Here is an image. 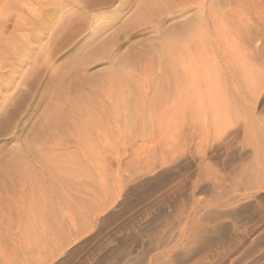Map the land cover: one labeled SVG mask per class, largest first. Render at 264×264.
Instances as JSON below:
<instances>
[{
    "label": "rangeland",
    "instance_id": "374dc122",
    "mask_svg": "<svg viewBox=\"0 0 264 264\" xmlns=\"http://www.w3.org/2000/svg\"><path fill=\"white\" fill-rule=\"evenodd\" d=\"M208 2L211 65L171 70L195 9L0 0V264H264V0Z\"/></svg>",
    "mask_w": 264,
    "mask_h": 264
},
{
    "label": "bare ground",
    "instance_id": "6f19581e",
    "mask_svg": "<svg viewBox=\"0 0 264 264\" xmlns=\"http://www.w3.org/2000/svg\"><path fill=\"white\" fill-rule=\"evenodd\" d=\"M61 1V0H60ZM141 1V0H140ZM126 3V1H124ZM147 2V0H146ZM137 3H140V2H137ZM143 3H144V0H143ZM142 3V4H143ZM62 4V3H61ZM60 5V4H59ZM67 5V4H66ZM65 5V6H66ZM124 3L122 2V5L123 6ZM64 6V7H65ZM140 6H143L144 7V10L145 9H151V14L149 15V17H144L142 16L141 14V11L143 12L142 10V7L140 8ZM136 5V8H134L133 10L135 11L134 12V15H138V16H142L141 17V20L143 22H148L149 24H151L153 26L154 29H159V25L161 24L160 21H162L163 19L169 17L170 14H172L173 12H175L174 14L178 15L177 17H179L180 19H182L183 21L187 18V14L188 11L192 10V9H195L196 12L198 14H200L199 16H195L194 18H188L186 22L182 24H180V21H179V24L178 26L182 25L180 27V29L177 31H175V33L169 31V33L167 34H170L171 32V36H168L166 34L165 36V33L163 35V38L164 39V42L167 41V43H164L166 45H162L163 46V49L162 47L159 48L161 49V51H165L163 53H165V56H168L167 58H165L166 60V65L170 66L171 67V70L172 68H179V69H187V68H192V67H197V66H201L202 68L205 66V67H209L211 64H207V60L206 58L204 57L206 55V53L208 51H211L212 47H216L217 46V40H218V32L217 31V35L214 34L216 33V28H217V25H216V22L214 19H212V33L210 32V30L207 28V26L205 25L204 23V17H205V9L209 10L210 9V3L208 2V0H150V2H148L147 4L144 3L143 5ZM208 6V7H207ZM61 7V6H60ZM59 8V7H58ZM212 8V7H211ZM37 9V8H36ZM61 9V8H60ZM35 10V9H34ZM213 10V9H212ZM36 11V10H35ZM148 12V10H145L144 12ZM60 12V11H58ZM63 12V11H61ZM66 12V11H65ZM213 12V11H212ZM215 13V12H214ZM62 14V13H61ZM64 12H63V16H64ZM67 14V13H66ZM114 14H117V12H113L112 14H110L108 17H106L105 15H98L96 17V22L95 24H98L100 25L102 22V24L104 25V21L111 18V16H113ZM211 14V11L210 13ZM212 15V14H211ZM62 16V18L64 19V17ZM148 16V15H146ZM190 16V15H189ZM209 16V15H208ZM68 17V16H67ZM192 17V16H190ZM81 18V16H80ZM211 18V17H210ZM214 18V17H213ZM68 19V18H67ZM76 20V18H74ZM78 19V18H77ZM148 19V20H147ZM4 20V19H3ZM2 20V22H4ZM119 20V19H118ZM207 20V19H206ZM6 21V20H5ZM78 21V20H76ZM75 21V22H76ZM219 22L221 20H218ZM67 22H70V21H67ZM182 22V21H181ZM71 23V22H70ZM100 23V24H99ZM222 23V22H221ZM66 24V23H65ZM69 24V23H68ZM67 25V24H66ZM94 25V23H93ZM216 25V27H215ZM70 25H68L69 27ZM96 26V25H95ZM95 26H94V29H95ZM158 27V28H157ZM66 28V27H65ZM210 32V34H209ZM230 32V31H229ZM214 34V37H212V42H211V35ZM220 34V33H219ZM228 34V33H227ZM2 36V35H1ZM0 36V37H1ZM221 36V35H220ZM160 37V36H159ZM224 37V36H223ZM229 37V36H228ZM2 38V37H1ZM161 38V37H160ZM225 38H226V35H225ZM224 38V39H225ZM161 39V40H162ZM166 39V40H165ZM222 39V38H221ZM223 39V40H224ZM230 39L229 38H226L225 41L227 42V40ZM255 39V38H254ZM5 40V39H4ZM160 40V41H161ZM220 40V38H219ZM240 40V39H239ZM238 40V41H239ZM223 41V42H225ZM231 41V39L229 40ZM169 42V43H168ZM162 44V43H161ZM223 45V44H222ZM225 45V44H224ZM228 46V45H227ZM218 47V46H217ZM236 46L234 45L233 49L235 48ZM242 48V46H241ZM4 49V48H3ZM231 49V48H230ZM0 50H2V44H1V47H0ZM226 50V49H225ZM235 50V49H234ZM158 51V50H157ZM227 51V50H226ZM1 52V51H0ZM231 52V51H230ZM228 53V52H227ZM223 54V53H222ZM208 55V54H207ZM206 55V56H207ZM162 56V55H160ZM233 56V55H232ZM238 56V55H237ZM246 56V55H245ZM164 57V56H163ZM239 57V56H238ZM211 58V57H210ZM237 58V57H236ZM160 59V58H159ZM162 59V58H161ZM157 60V59H155ZM164 60V61H165ZM234 60V59H233ZM241 60V58H240ZM248 60V59H247ZM210 61V60H209ZM237 61V60H236ZM163 62V61H162ZM212 62V61H211ZM150 62H148L149 64ZM238 63V62H237ZM247 63V62H246ZM147 64V66H149ZM151 64V63H150ZM152 64H155L152 62ZM161 64V63H160ZM158 63V65H160ZM215 65V63H213ZM212 64V65H213ZM259 64V63H258ZM131 65V63H130ZM135 65V64H134ZM162 65V64H161ZM204 65V66H203ZM207 65V66H206ZM209 65V66H208ZM217 65V64H216ZM255 65V64H254ZM260 65V64H259ZM263 65V64H262ZM146 66V67H147ZM156 66V64H155ZM243 66V65H242ZM245 66V65H244ZM256 66V65H255ZM157 68V67H156ZM213 68V67H212ZM219 68V67H218ZM159 69V67L157 68ZM177 69V71L179 70ZM211 69V68H210ZM203 70V69H202ZM209 70V69H208ZM201 71V68L200 70ZM184 72V71H183ZM191 72V71H190ZM203 73V72H202ZM184 74V73H183ZM189 74V72H188ZM177 75V74H176ZM190 75V74H189ZM171 80V79H169ZM197 80V79H196ZM194 81V80H193ZM198 81V80H197ZM172 82V80H171ZM190 82V81H189ZM178 83V82H177ZM194 83V82H193ZM184 85V83H183ZM164 89V88H163ZM209 89V88H207ZM211 92H212V87H211ZM211 97V95H209ZM77 105H75L76 107ZM89 109V108H88ZM60 110V108H59ZM58 110V111H59ZM65 110V109H64ZM79 111V110H78ZM87 111V110H85ZM84 111V113H85ZM92 112V111H91ZM83 113V112H82ZM87 113V112H86ZM85 113V114H86ZM78 114V113H77ZM63 115V114H62ZM100 115V114H99ZM60 116V115H59ZM77 122V121H76ZM78 123V122H77ZM81 123V122H80ZM75 128V126H74ZM78 134V133H77ZM87 134V133H86ZM68 135V134H67ZM55 143V142H54ZM57 143V142H56ZM59 146V144H58ZM19 151V150H18ZM22 151V150H20ZM19 151V152H20ZM32 151V150H31ZM40 152V151H39ZM55 152V151H54ZM21 153V152H20ZM41 153V152H40ZM18 154V153H17ZM23 154V153H22ZM39 155V154H38ZM46 155V154H45ZM19 156V154H18ZM24 156V155H22ZM22 156L20 155V159L22 158ZM8 157V156H7ZM25 157V156H24ZM23 157V158H24ZM12 158V157H11ZM18 158V157H17ZM23 158H22V163H24L26 160L24 159V162H23ZM52 158V157H51ZM17 160V159H16ZM51 160V159H50ZM15 161V160H14ZM49 161V160H48ZM12 162V160H10V163ZM9 163V165H10ZM14 163V162H13ZM17 163V162H16ZM14 164V165H17V164ZM20 163V161H19ZM12 164V163H11ZM14 165H12L14 167ZM22 165V164H21ZM19 166V164H18ZM56 166V165H55ZM12 167V168H13ZM53 167V166H52ZM4 168V167H3ZM2 168V169H3ZM5 169V170H4ZM0 173V176H6L9 174V170H6L7 167H5ZM16 169V168H15ZM20 169V168H19ZM14 170V168H13ZM11 172V171H10ZM20 172V171H19ZM24 173V172H23ZM58 173V172H57ZM26 174V173H24ZM28 174V173H27ZM22 175V178L21 176L19 178L22 179H25V176L21 173ZM4 178V177H3ZM3 178H1L3 180ZM7 178V177H6ZM5 178V180H6ZM9 178V177H8ZM15 178V177H14ZM20 180V179H19ZM13 181V180H12ZM18 181V180H17ZM1 182V181H0ZM54 182V181H53ZM22 183V182H21ZM7 184V183H6ZM24 184H25V180H24ZM2 186V185H1ZM56 187V186H55ZM57 188V187H56ZM19 189V187H18ZM23 189V187L21 188ZM12 191V190H11ZM21 191V190H20ZM23 191H21V194ZM25 192V190H24ZM3 193V192H2ZM20 193V192H19ZM23 197V196H21ZM19 201V200H18ZM84 203V202H83ZM3 204V203H2ZM19 204V203H18ZM26 204V203H25ZM87 204V203H86ZM10 205V204H9ZM4 206V204H3ZM8 206V205H7ZM11 207V205H10ZM6 208V207H5ZM9 208V207H8ZM5 210V209H3ZM6 213V212H5ZM2 214V213H1ZM6 215V214H5ZM1 216V215H0Z\"/></svg>",
    "mask_w": 264,
    "mask_h": 264
}]
</instances>
